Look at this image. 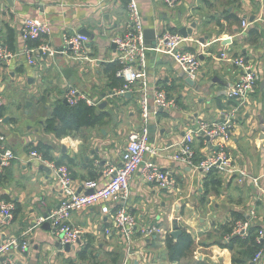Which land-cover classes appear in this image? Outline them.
Returning <instances> with one entry per match:
<instances>
[{
	"label": "crops",
	"instance_id": "obj_1",
	"mask_svg": "<svg viewBox=\"0 0 264 264\" xmlns=\"http://www.w3.org/2000/svg\"><path fill=\"white\" fill-rule=\"evenodd\" d=\"M125 1L0 0V43L12 49L7 60L0 59V133L5 139L0 150L10 149L15 156L8 168L0 169V203L20 208L14 217L12 211L6 226H0V243L10 237H24L28 242L26 253L12 252L15 264H121L124 244L111 216L101 213L106 204L72 213L71 223L82 234L68 252L47 223L37 226L38 219L59 205L61 195L54 172L29 162L28 153L39 143L49 146L52 162L67 169L73 189L80 193L84 181L104 185L105 167L120 165L129 134L146 124L148 146L157 155L147 154L145 160L168 171L175 186L170 191L160 189L146 183L139 171L130 178L127 210L138 226L132 264H177L168 261L164 244L165 236L174 230V220L194 240V261L254 264L247 260L250 234L235 240L225 232L240 222L239 217L248 219L251 211L256 217L252 227L264 230V0H171V4L135 0L143 23L147 87L165 91L176 107L171 111L151 107L147 122L140 110L143 86L133 84L128 93L114 96L116 90L110 89L106 72L117 55L110 39L122 36L126 29ZM26 19L47 23L49 32L40 37L41 44L57 51L65 49L64 35L87 31L91 37L82 60L58 54L37 61L33 56L37 66H30L22 55L27 46L21 32ZM181 29L192 31L181 48L199 57V71L190 79L193 86L185 82L183 69L171 57L156 51L165 33L180 34ZM239 57L258 81L254 93L239 107L225 149L232 165L246 176L217 172L219 194L204 195L206 175L191 171L174 156L189 130L201 122L221 121L237 105L226 95L239 79L240 71L231 63ZM69 86L97 103L94 108L100 121L93 128L57 139L45 131L44 123L55 108L67 105L63 95ZM204 141L201 137L193 141L196 162L217 151L214 143ZM151 228L156 231L140 232Z\"/></svg>",
	"mask_w": 264,
	"mask_h": 264
},
{
	"label": "built area",
	"instance_id": "obj_2",
	"mask_svg": "<svg viewBox=\"0 0 264 264\" xmlns=\"http://www.w3.org/2000/svg\"><path fill=\"white\" fill-rule=\"evenodd\" d=\"M171 4V0H166ZM127 25L122 36L113 37L111 43L116 46L115 61L120 65L117 77L124 82L120 90L114 92L115 95H123L130 91L133 84H140L142 88V99L140 102L141 115L147 122L151 114V107L154 110L171 111L175 109L174 101L169 100L165 91L157 88L149 89L146 83L145 67V46L143 37L142 17L135 0H128L126 5ZM242 27L247 23L242 21ZM22 36L26 43L36 41L41 36L49 32L47 23L38 19H26L22 25ZM185 39L177 33H165L156 47V51L171 57L184 71L188 79H193L199 71L198 54L181 48ZM88 38L79 34L63 36L65 49L57 51L46 44L29 48L25 46L22 55L27 57L28 64L37 66V61L41 56L53 59L56 55H65L69 59L82 60L88 49ZM10 53L5 47L0 45V59L7 60ZM37 57V61L33 60ZM225 60H230L227 55H221ZM87 60V58H83ZM231 63L240 71V76L234 86L227 91V99L237 103V105L225 113L221 121L210 123H199L195 129L189 130L180 145L179 153L174 156V160L188 167L193 172H200L204 175L211 170L220 173L246 176L244 170L232 165L229 155L225 149V143L230 139V131L235 124L236 114L239 107L254 93L257 76L242 58H234ZM67 105L75 106L83 101L90 107H96L97 103L90 101L83 93L74 87L69 86L63 95ZM1 108V99H0ZM2 119L0 118V124ZM196 137H201L205 143L215 144L217 151L196 164L194 162L193 141ZM5 139L0 133V144ZM156 156L157 152L148 146V127L139 131L131 132L127 143L120 154V165L109 164L105 167L103 177L106 182L100 186L97 181H84L81 185V192L77 193L72 187V180L67 169L63 166H56L52 161H47L41 153L30 151L28 161L38 163L51 169L58 178V189L61 195L59 205L51 210L45 218L37 221V226L48 223L51 234L59 240L62 247L75 245L81 236V231L71 223V215L74 211L105 205L101 208V213L110 215L114 228L122 238L124 244V257L121 264H132L135 256L132 250L134 234L138 231L137 221L133 214L127 210L129 200V180L133 174L139 171L142 179L146 183L155 184L160 189L170 191L174 189L175 182L168 171L160 169L154 162L145 160L146 155ZM15 159L14 153L10 149L0 150V169L8 168ZM257 186V179L252 180ZM92 191L91 195L85 192ZM113 207L110 208L109 205ZM13 206L7 203H0V226H6L12 219ZM111 209H114L111 211ZM254 212L251 211L248 219L240 221L234 225L230 236L246 235L255 220ZM156 231L155 228L140 231L146 235ZM264 239V230H259L256 241ZM29 248L24 237H10L0 243V264H15L11 254L13 251L26 253ZM137 256V254H136ZM139 257H143L142 253ZM144 258V257H143ZM254 264H264V250L259 251L253 258Z\"/></svg>",
	"mask_w": 264,
	"mask_h": 264
},
{
	"label": "trees",
	"instance_id": "obj_3",
	"mask_svg": "<svg viewBox=\"0 0 264 264\" xmlns=\"http://www.w3.org/2000/svg\"><path fill=\"white\" fill-rule=\"evenodd\" d=\"M127 5V1H125ZM41 44L40 39L36 41H31L27 43L29 48L38 47ZM1 45V43H0ZM3 46V45H1ZM4 47V46H3ZM6 49L12 50L9 47ZM120 65L117 62L107 65V74L110 80V89L120 90L124 86V82L117 77V72L120 70ZM100 121V115L97 114L94 107L88 106L85 102L80 101L75 106L69 105H59L55 108L53 114L49 119L44 123L45 131L49 134L54 135L57 139H62L69 134L80 131L84 128H93ZM264 122V117H263ZM30 151H36L41 153L47 161H52L50 157L51 148L47 145L39 143L35 148ZM194 162H196L194 158ZM60 166V164H56ZM221 186V179L216 170H211L206 174L203 180V190L204 195L208 193L219 194V189ZM20 212V208L15 205L13 209V217ZM239 221H245L244 218L239 217ZM226 230L225 234H231L232 228ZM178 230L181 232L180 235L176 238L172 237L170 234L165 236L164 244L167 254V259L171 263L177 264H206L202 261H194L193 253L195 249V243L190 234H188L184 229L178 227ZM258 227H251L248 230L250 239L249 255L247 260L253 261L254 256L261 250H264V239L262 241H256L258 234ZM235 240H238L239 237H234ZM231 246V245H230Z\"/></svg>",
	"mask_w": 264,
	"mask_h": 264
},
{
	"label": "water",
	"instance_id": "obj_4",
	"mask_svg": "<svg viewBox=\"0 0 264 264\" xmlns=\"http://www.w3.org/2000/svg\"><path fill=\"white\" fill-rule=\"evenodd\" d=\"M195 28V25H192V28L191 29H194ZM191 29H189V30H187V29H181L180 31H179V33L181 34V36L183 37V38H187L188 37V35L189 34H191ZM79 35H81V36H85V37H91L90 36V34L87 32V31H85V30H81L80 32H79ZM60 51H62L61 49L59 50V52ZM185 82L188 84V85H190V86H193L194 85V83H193V81H191L190 79H188L187 77H186V79H185ZM64 104H66V102L64 101ZM103 106H105V104L104 105H101L99 108H102ZM263 133H264V131H263ZM81 190H79V192H80ZM85 194L86 195H91L92 194V191H87V192H85ZM48 224V223H47ZM47 224H45V226L46 227H48L49 228V225H47ZM173 231L170 233V235L172 236V237H174V238H176V237H178L179 235H180V231L178 230V223H177V220H174L173 221ZM64 249H65V252H68L69 250H70V247L68 246V245H66L65 247H64Z\"/></svg>",
	"mask_w": 264,
	"mask_h": 264
}]
</instances>
